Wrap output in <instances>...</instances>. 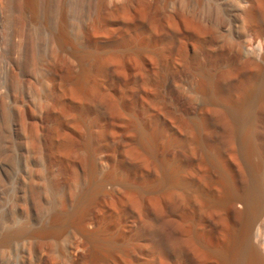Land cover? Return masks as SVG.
<instances>
[{
    "label": "rangeland",
    "instance_id": "obj_1",
    "mask_svg": "<svg viewBox=\"0 0 264 264\" xmlns=\"http://www.w3.org/2000/svg\"><path fill=\"white\" fill-rule=\"evenodd\" d=\"M248 7L0 0V235L7 215L30 228L52 211L94 234L16 241L0 264L222 263L210 251L264 179V19L253 46ZM256 226L264 259V200Z\"/></svg>",
    "mask_w": 264,
    "mask_h": 264
},
{
    "label": "bare ground",
    "instance_id": "obj_2",
    "mask_svg": "<svg viewBox=\"0 0 264 264\" xmlns=\"http://www.w3.org/2000/svg\"><path fill=\"white\" fill-rule=\"evenodd\" d=\"M243 1L249 5L247 25L249 35L254 39L252 40L254 46L258 41V37L262 35L256 29V24H260L259 20L264 19V0ZM257 5L260 9H263L261 12L258 8L256 9ZM262 90L258 89L254 97L261 96L263 94ZM248 98H250V94H248ZM252 109L253 102L244 104L243 108L238 110L241 113L240 118H244L240 123V130L243 149L249 160L259 149L253 125L250 121ZM108 181L107 178L105 182ZM84 200H87V197ZM243 200L245 202L244 209L236 212L241 222V228L232 230L228 247L215 252L210 251V256L216 259L220 258L221 264H264L263 256L255 245V239L258 237V232H256L258 214L264 200V179L257 172L254 174V184L246 190ZM16 218L14 214L6 216L7 222L3 228V233L0 235V247H7L16 241L27 239L49 243L52 240L60 239L69 227L74 228L88 240H91L94 235L91 231L86 230L84 220L78 219L68 212H48L45 215V218L48 219L47 222H41L39 225L32 224L30 228L18 227Z\"/></svg>",
    "mask_w": 264,
    "mask_h": 264
}]
</instances>
